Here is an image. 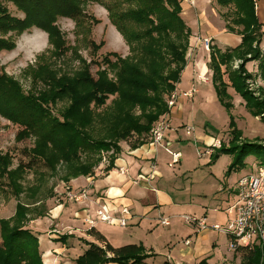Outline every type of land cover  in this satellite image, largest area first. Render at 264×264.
Returning a JSON list of instances; mask_svg holds the SVG:
<instances>
[{
    "label": "trees",
    "instance_id": "obj_1",
    "mask_svg": "<svg viewBox=\"0 0 264 264\" xmlns=\"http://www.w3.org/2000/svg\"><path fill=\"white\" fill-rule=\"evenodd\" d=\"M91 1L107 9L111 23L129 45L128 56L109 53L97 78L86 65L69 74L57 73L48 64H42L34 73L36 84L30 90H25L9 74H0V114L22 125L19 139L35 137V146L29 149L33 160L51 170L64 164L70 178L91 174L103 155L113 151L106 167V171H111L122 151L120 142L135 149L148 140L153 124L162 115H168L165 97L176 91L181 81L192 36L183 17L182 0H0V53L15 49L13 37L36 27L48 34L53 53L62 58L72 49L57 24L59 17L79 21ZM215 1L231 9L233 17L227 20L226 28L241 36L236 46L210 49L208 67L213 72L219 99L231 108L233 97L228 90L233 88L247 101L250 111L264 121V91L256 94L249 89L254 74L247 69L248 62L258 61L264 76V24L257 15L258 0ZM9 3L24 17L13 15ZM103 45L101 42L99 46ZM237 60L241 63L235 68ZM111 96L114 98L108 104ZM59 102L66 105L56 115L54 109ZM108 111L111 120L103 115ZM220 152L233 157L229 171L245 166L248 155H255L262 160L257 164H261L264 139L249 141L233 136L228 143L222 142ZM11 166L12 158L0 150V186L7 185L18 195L28 164H19L15 169ZM29 206L18 205L14 217L0 220V264H44L39 237L29 227V221L36 218H28L27 213L32 210ZM89 234L103 246L88 242L89 248L76 260L78 264H143L152 255L137 244L114 247L95 227ZM63 239L61 236L57 240ZM236 252L241 256V264H264V242L240 246ZM200 264L209 263L203 259Z\"/></svg>",
    "mask_w": 264,
    "mask_h": 264
},
{
    "label": "rangeland",
    "instance_id": "obj_2",
    "mask_svg": "<svg viewBox=\"0 0 264 264\" xmlns=\"http://www.w3.org/2000/svg\"><path fill=\"white\" fill-rule=\"evenodd\" d=\"M200 2L203 5H195L193 1L192 5L185 3L189 7L186 6L183 17L192 29L187 52V65L197 63V69H200L201 65L204 69V64L207 62L208 65L210 61L212 46H219L222 49H226L228 46H236L241 42V36L229 32L226 28L227 20H231L233 17L231 9L219 6L215 0H201ZM8 7L13 15L19 18L24 17V13L18 10L14 4L9 3ZM256 11L259 20L264 24V0L257 1ZM57 24L66 39L67 45L72 50L68 51L62 58H57L53 53V46L49 43L48 34L33 27L22 35L13 37L16 44L15 49L4 50L0 53V74L2 72L9 74L18 80L25 90H30L36 84L34 73L40 70L39 67L42 64H48L57 73L69 74L77 73L86 65L90 68L91 74L97 78V72L105 67L103 60L109 53L116 52L123 57L130 54L129 45L111 23L107 9L96 1H91L84 7V18L81 20L59 17ZM208 40L209 46H207ZM101 42H104V45L100 47ZM262 48H264V35ZM112 59H114L113 56ZM240 63V60L235 61L234 67H238ZM258 64V61H250L247 64L248 71L254 74V79L249 81V89L253 92L257 91L256 94L259 93V90L264 91V76H261ZM208 69L209 71L207 75L204 73V77H209L210 83L205 80L201 81L204 83L203 85L196 84L198 92L193 98L183 95L184 92L191 89L188 76L181 77V81L177 84V89L180 91L179 98L182 96L184 99V119L177 118L176 115L172 114L180 106L179 98L173 108H170L168 103L170 96L175 91L170 96L165 97L168 104L167 114H171L169 117L171 128L165 131L163 143L158 146L162 151L157 166L163 172V178L161 179L162 175L157 172V180L153 183L157 187H163L179 202L185 204V210L180 212L179 217L169 215L167 212L166 215L172 217L170 226H164L154 220V217L157 218V211L153 206L147 207L148 211L142 213L141 222L136 223L135 220L131 219L127 227L105 222H97L95 226L90 225L87 218L91 216L96 220L98 208V205L92 204L91 201H87L85 204H76L70 201L77 205L75 212L62 211V209L59 212H52L51 210L54 209L55 205L68 203L65 190H68L69 187L75 191L89 189L91 197L96 198L94 188L101 185L102 177L109 172L106 171V167L113 151L103 155L101 163L94 168L91 174L70 178L67 173L69 172L68 167L64 164L58 165L55 170H51L43 163L33 160L29 149L31 150L35 146V137L19 139L18 132L23 128L22 125L12 122L1 114L0 150L12 158L11 169L17 168L19 164H28V167L24 174L25 177L20 181L23 188L18 195H14L7 185L0 186V220L14 217L18 205H30L29 209L32 210H28L27 216L28 218L36 217L29 223L37 220L33 227L34 229L39 228L38 232L41 234L40 251L43 261L50 256V254L46 255L48 252L45 251L52 242L46 231L54 228L55 230L51 233H62L61 236H64V239L59 242L64 246H69L71 264H78L76 260L89 248L88 242L103 246L93 235L89 234L93 227L100 231L114 247L129 244L141 245L145 252L152 254V257L146 258L143 264H170L165 263V260L179 255L184 242L187 240L185 228L189 225L180 218L181 216L189 215L201 218L207 215V223L225 225L228 220L227 214L218 211V209H221L227 201L230 202L229 204H233L237 200L235 193L231 191H235L238 180L255 171L257 165L264 166V160L263 163L257 164L262 160H257L255 155H248L245 159V166L229 171L233 161L232 155L226 152H220V154V147H215L211 154H208L207 150L211 148V143L214 140L228 143L233 136L249 141L264 139V121L250 111L247 107V101L233 88L228 90L233 97V106L227 108L219 99L212 80L213 72L209 67ZM204 74L200 72L198 75ZM225 77L227 78V76ZM41 84L38 83V86L42 87ZM113 98V96L110 97L108 104H111ZM65 105V102H59L54 113L59 115ZM103 115L106 117L105 119L111 120L110 111ZM164 116L165 114L153 126L163 120L166 117ZM150 139L151 131L148 140H145L141 145L149 143L152 146ZM167 142L175 144L169 147L171 151H180L184 154L181 163L171 165L172 157L165 147ZM125 144L127 142L119 143L122 151ZM130 148H132L131 145ZM159 178L161 183L157 182L160 180ZM88 183L90 186H87ZM99 197L103 198L98 194L97 198ZM73 203L69 206L73 207ZM86 205L88 207L82 213L81 211ZM43 212L45 216L39 217V214ZM212 232L218 239L215 248L217 257L223 258L226 254L233 257L229 259L230 263L241 264L240 254L229 250L228 236L220 231ZM233 252L236 255L230 254ZM52 254L54 255V253Z\"/></svg>",
    "mask_w": 264,
    "mask_h": 264
},
{
    "label": "crops",
    "instance_id": "obj_3",
    "mask_svg": "<svg viewBox=\"0 0 264 264\" xmlns=\"http://www.w3.org/2000/svg\"><path fill=\"white\" fill-rule=\"evenodd\" d=\"M192 1L193 3H195V5H203V3L200 2L201 0H182L183 13L187 6V4L185 3H189L190 5H192ZM204 69L202 65L200 69H197V63L195 65L188 64L186 66L185 70L183 71L182 77H189L188 82L191 83L190 88H192V86L196 84H204L201 83V81H198L197 76H199L198 74L200 72H203V74L205 73L207 75V72L209 71L207 62L204 64ZM210 80L211 79L208 77L207 82L209 81L208 83H210ZM176 90L178 93L180 92L177 88ZM178 101L180 103V106H178V104L177 111L172 114L176 115L177 118L184 119L185 111L183 97L181 96ZM170 115L171 114H168V116L166 115L168 120ZM174 145L175 144L170 142L169 147ZM161 151L162 150L158 147L155 149L154 147L150 146L149 143H144L136 149L130 148V145L128 143L125 144L122 153L116 159L115 168L102 177L101 185L94 188L97 195L95 197L97 198L98 194L101 195L103 197L102 203H108L111 208H114V206H117L118 208H121L122 206H127L132 214L131 219L135 220L136 223L141 222L140 219L142 218V213L148 211L147 207L152 206L156 209L155 211H157V218L154 217V220L157 221V223H159L160 217L168 216L166 215L167 212L169 213V215L172 214L173 216L179 217L181 215L180 212H183L185 210V204L179 202V200L176 199L175 196H173L163 187H157L153 183L157 180V172L159 175H162L160 178H163V172H161L159 170V167L157 166L158 158ZM183 156L184 154H182V157ZM181 160L182 158L180 159L179 163H181ZM161 179L157 182L161 183ZM90 184L88 183L87 186H90ZM236 188L237 184L235 186V191H231L235 193V195L237 193ZM69 202L70 201L68 200L67 204L60 203V205H55L54 209H52L51 211L59 212V210L62 209V211L73 212L74 210H76L77 203L75 204L73 202ZM71 203H73V207L69 206ZM229 203L230 202L227 201L226 204L221 207V209H218V211L220 210L221 212L226 213L225 210L229 207ZM83 209L84 210L81 211L82 213L86 210V208ZM206 216L207 215H205L204 217ZM169 217L172 218L171 216ZM36 222L37 220L29 223V227L33 229V231L38 235L40 240L41 234L38 232L39 228L34 229L33 227ZM53 230L55 229L52 228L49 231H46L48 236L51 238L52 242L47 251H45L48 252L46 253V255L50 254V256L47 260L44 261V264H71V258L68 249L69 246H64L61 244V242L57 240L63 234L51 233ZM185 230H187V240H190V244H186L184 242V246L183 249L180 251V254L176 255L173 258H168L167 260H165V263L200 264L203 259H207L209 264H230L229 259L233 257H229L226 254L223 258L217 257L215 248L218 244V239L214 235V232H212L213 230H196L189 226L185 228ZM51 252L54 253V255ZM230 254L236 255L235 252ZM148 260L147 263L150 261Z\"/></svg>",
    "mask_w": 264,
    "mask_h": 264
},
{
    "label": "built area",
    "instance_id": "obj_4",
    "mask_svg": "<svg viewBox=\"0 0 264 264\" xmlns=\"http://www.w3.org/2000/svg\"><path fill=\"white\" fill-rule=\"evenodd\" d=\"M209 46V40L207 41ZM205 75H199V81L208 80ZM198 92L196 85H193L189 91L184 92V96L193 98ZM179 93L175 91L168 100L170 108L176 106ZM170 127V122L167 117L157 122L151 130V145L156 149L163 143L164 134ZM220 140L211 143V148L207 150L208 154L213 152L215 147H220ZM170 142L166 143V150L171 154L172 164L180 162L182 158L181 152H173L169 149ZM168 148V149H167ZM122 170V169H121ZM123 171V170H122ZM124 172V171H123ZM236 201L226 208L228 220L225 225L209 224L206 217L198 218L196 216L183 215L181 218L192 228L196 230H213L225 233L229 238V250L236 251L240 246L259 245L264 242V166L257 165L255 171L241 177L237 182ZM89 189L75 191L69 187L65 190L66 198L75 203L85 204L91 201L98 205L96 210L97 219L94 220L91 216L87 218L90 225L95 226L97 222H105L113 225L127 227L128 222L132 218L131 211L128 207L111 208L108 203H102L101 198H92ZM88 205L84 208L87 209ZM159 222L164 226H170L171 218L162 216ZM190 244V240L185 241Z\"/></svg>",
    "mask_w": 264,
    "mask_h": 264
},
{
    "label": "bare ground",
    "instance_id": "obj_5",
    "mask_svg": "<svg viewBox=\"0 0 264 264\" xmlns=\"http://www.w3.org/2000/svg\"><path fill=\"white\" fill-rule=\"evenodd\" d=\"M212 140V139H211Z\"/></svg>",
    "mask_w": 264,
    "mask_h": 264
}]
</instances>
